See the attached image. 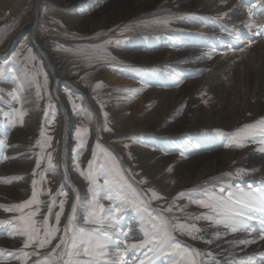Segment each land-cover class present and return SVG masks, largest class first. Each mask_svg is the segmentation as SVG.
<instances>
[{
    "label": "rangeland",
    "instance_id": "rangeland-1",
    "mask_svg": "<svg viewBox=\"0 0 264 264\" xmlns=\"http://www.w3.org/2000/svg\"><path fill=\"white\" fill-rule=\"evenodd\" d=\"M43 1L41 2L39 9H41L40 12L45 14H42L44 17H48H46V22L44 23L45 26L43 25L42 27V34H45L46 37H51V40L54 41V51L60 54L65 59V61H67V66L69 68H67L68 70H66L67 73L65 74H68V76H72V74L74 77L77 76L76 80L82 82V85L89 89L88 95H91L90 99H93L94 101V110H97L100 113L98 117L96 116L93 109H91L89 106H84L85 98L83 94L69 87L63 88V94L66 98L65 100L69 103L68 107L70 113L76 119L77 124L76 129H74V131L76 132L77 128L88 129L87 133L81 132V136L86 140V143L84 144L83 148L79 147L80 140L77 138L76 133H73L72 145L74 147L72 146L71 155V165L73 171L78 175L79 178L83 179L86 185H88L86 188V196L89 197L90 200L92 199V193L89 191L90 185L88 181L85 180L84 177L81 175V172L88 171L89 161L92 160V152L87 161L84 162L82 158L83 154L88 149V141L91 137L90 123L96 120V122L99 123V134L97 136V139H95L94 141L92 151L95 148L97 142H99L105 148H107L106 145H109L110 147L113 146L116 150H118L122 155V159L126 165L128 173L138 185L139 190H137L143 194L145 199H150L151 193L147 190L152 189L151 187L155 186L154 184H152L151 181L155 178V176H152L149 170L147 172L148 162L142 164L141 157L145 154H148L146 151H149V153L151 151L157 152L160 156L165 158L163 159L160 157V161L164 163V166H167L165 168V171L170 173L169 171H167V169L171 167L173 171L176 167L177 162L175 161V159H171L170 161H168V157L175 158L178 156L176 152L172 153V151L179 148V145H177V141H174L178 138L175 139L171 135H160L158 132H151L150 130H147L145 132L141 131L134 133H132L131 131L130 134L123 135L121 131L124 130L121 129H125V119L127 120V118L135 116V121L138 123L139 127H141L152 122L167 121L168 119H171V115L173 116V114L179 112L177 118L170 121L176 122L180 118H182L180 116L181 114L188 115L190 114V111L192 112V110H194L197 106L202 108H205V106H207V110H210L213 107L220 106V104L222 103L221 99H223V95L220 96L217 94V92L210 90L209 88L211 87V84L208 86L201 85L203 83L202 81L199 85L198 90L195 92L196 98L194 97L195 99H197L198 105H195L192 102L190 104L189 102L185 103L181 101L173 103L170 102L169 98L165 99L166 101H162L160 99L161 95H166L163 94V92L165 90H168L170 86L167 85V82L165 80L161 81L159 79H162L166 76L172 77V73L175 72V67L169 69L168 65L163 66L159 64L161 62L150 61V63L148 62V64L147 61H144L141 57L137 59H131L129 56L122 55L123 53H125L124 51H130L129 49H127L130 44L133 45L132 49H135L137 52H145L146 50L148 51L149 47L153 46L149 44V42L152 41H150V39H155L156 37L157 40L155 41L160 42L159 37L161 38V36L159 34L157 35L154 33L155 31H157V29L154 31L150 28L152 27V25L145 26L144 24L140 23L141 21H152V17L150 16L153 15L149 9H141L139 12L138 9H134L133 11H131L120 6L115 7V5H110L106 7V4L109 3L107 2L108 0L106 2H103V0H92L91 4L88 5L87 0H82L79 6L76 5L75 7L69 8L65 7L64 5L65 1L67 0H49L44 2ZM158 2L162 4L163 1L159 0ZM170 2L171 0H168V5L170 4ZM18 3H21L23 8L21 12L14 13V8ZM89 5L92 7L88 8ZM241 5L244 8L242 9L244 10V14L241 13V15L239 16L240 18H237L236 21H229L228 16H223V21L225 23L234 22V30L244 31L246 30V27L245 24L242 22L246 21L245 15L250 13L249 8L251 9L253 7L254 11L252 10V12L255 13V10H258V7L252 6V3L243 4L242 0H239L237 2V8ZM213 6L214 5H212L210 8L215 11V15L220 16L221 14H224L222 13V9H215ZM27 7L28 6L26 4V0H0V49L6 46L7 41L12 35V33L27 20V13H25ZM172 9V5L170 7L165 6L164 8H161L160 6L158 8L159 11L156 13L166 12L168 14L171 12ZM246 11L248 13H246ZM73 12L76 13V16L82 17L79 24L77 23L75 26L71 24V14H73ZM40 17L41 16H39V19ZM178 17L180 18L179 15ZM183 18L184 17L181 16L180 20H182ZM73 19H75V17H73ZM73 19L72 22H75V20ZM259 19L260 17L257 16L256 13V24ZM187 24L188 23H186V25L181 24L182 26L191 27L189 29L187 28L184 33L190 32L196 35H203V33L205 32L204 29H206V27L200 22L198 23L194 20L192 23H189V25ZM126 26H131V30L121 33V30L124 29ZM223 26L224 24H217V31H220ZM200 27H202L203 31L198 30ZM97 34H100L99 37L97 36ZM53 38L55 40H53ZM109 38L114 41L117 39L121 41L119 46L115 45L114 43L106 46L107 52L111 54V57H115L114 60L92 59L91 61H89L82 55L74 54L76 50L81 47H87L91 44L102 43L105 39ZM244 40H246V37L240 38L238 41L239 45H242ZM29 50L31 51L30 58ZM235 51H239V49H235ZM9 53L10 54L8 56H6L5 54L0 55V63L7 61V63L5 64L6 71L2 76H0V167L4 163H8V165L11 166L12 163H18V161L23 159V161H27L29 165V170H19V172L15 174L3 173L0 181L10 180L11 182H1L2 185L6 186L7 188L13 187V189H16L17 194L12 193L13 195H3V197L1 198L4 200H0V206L7 207L28 200L32 195V181L36 180L37 188L38 190H42L43 194L39 196V200L41 201V204L39 205L40 212L35 217V219L37 221H41L43 216L47 213V202L50 200L51 196L55 195L58 191H52L50 179L52 171L48 170L47 155L49 153L52 155L53 164L57 167L56 159L60 149V139L59 137H57L59 125L57 121L59 112L56 106L55 96L51 90V80L48 72L46 71V67L41 61V59H39L38 55H36L35 51L31 48L30 44L25 40V37H21L17 46L14 49H10ZM14 56L16 57L15 59H13ZM13 69L15 70V72H13ZM26 72L28 73L27 76L25 74ZM107 72H120L124 75V77L128 76L129 78L126 79L130 80V84L117 86L112 82L107 81ZM33 74L36 76V82L40 84L39 95H37L36 82H32L31 80V76ZM203 75L204 73H201L197 76V78H200ZM14 76L15 79L13 78ZM45 77L47 78L46 87L44 85ZM149 77L153 80L149 81ZM97 83H101L102 87L94 90L95 85ZM193 86L194 85H192V87ZM17 96H19V99H16ZM165 97H167V95ZM229 99L230 102L234 103L235 98L233 95H231ZM28 101L34 104V107L36 108V113L30 106H28ZM73 104L76 105L75 109L73 108ZM101 105H103V107H101ZM14 109L24 114L22 117V121L20 120V118L17 117L16 111H14ZM105 114H107V116H105ZM32 115H35L36 117L38 116L37 118L39 120L36 124V127H32L28 131L27 135L20 133L21 130L25 131L27 124L31 123ZM249 116L252 117L254 115L249 114ZM96 117H98V120L96 119ZM136 118L137 120L141 118L142 121H137ZM261 119L262 117L257 116L254 121L246 124H252ZM139 121L143 123H139ZM106 123L107 127L110 128L111 131L104 130ZM240 124L242 125L243 123L241 122ZM236 128L240 129L242 127H240L239 125ZM236 128H234L233 130L222 127L212 129L202 128L201 131L196 132V135H215L224 138L227 141L224 136H221L218 133L230 134L235 132L237 130ZM42 130L44 132V137L50 138L49 144H46L44 146L43 152H41V148L37 146L38 140L43 143L41 137ZM130 137L140 138L139 142L129 139ZM251 140L253 139H249L246 144L249 143ZM125 145L128 146L125 147ZM41 157H43V159ZM97 157V160L93 162L94 167H97L99 164L105 162L101 158L102 153H100L99 151L97 152ZM245 158L246 157H244L243 160ZM38 160L40 161L39 168L36 167V163ZM17 167L18 166H12V168L15 169H18L20 166L18 168ZM34 171L36 173L35 175H33ZM42 172L44 173L43 183H41L40 175V173ZM17 177H22V179H14ZM103 179V176H100L98 178V185H103ZM141 180H146L147 183L142 184L140 183ZM229 185L231 186L232 184L229 182H224L226 192L229 190L233 191L231 187L229 188ZM210 187L211 186H209L208 188ZM49 189L51 190L50 192ZM61 189L65 192L64 187L61 186L59 190ZM191 189L193 190V188H184V191L181 190V192L189 193L195 198H202L200 192H192ZM156 192L162 197V199L152 200L150 207L160 208V210L162 211L164 208L168 207V205L172 202L175 197L173 199H170L167 197L166 194L160 193L157 190ZM103 195L104 191L101 190L99 203L103 205L105 210H109L110 208H113L116 204L119 203V201L116 200L103 201ZM64 199V196L56 197L57 203L56 206L53 208L54 213L59 211V201ZM187 200V198L179 199L176 201V205L173 207V214L178 217H181V219H183L184 213H181L179 211V208L184 206L182 204V201ZM34 207L35 206H33V208ZM29 210L30 209H25V211ZM196 210L197 206L195 205L194 208H186L184 212L196 215ZM200 211H203V214H206V212H208L207 209L200 208L197 213L199 214ZM18 215L19 213L5 212L3 208H0V220L12 219L13 217ZM165 215L171 214L165 213ZM85 216H83L81 220L77 223L87 228L89 227V225L84 224ZM63 217L64 216L61 217V226L63 222ZM136 217L139 218L135 209L131 207L124 208L120 218L121 229L125 231V223L130 222V220ZM49 222L50 224L55 223L54 216L50 218ZM187 222L196 223L197 227H199L200 229L203 228L201 220H189ZM8 231H10L9 226L4 225L0 227V240L2 239L4 241V244L0 246V249L5 250L3 253H0V264H21V260L15 258V256L18 255L19 250L23 248L24 238L21 236L10 237L6 234ZM126 231L128 232V230ZM130 231L128 232L127 241H130L131 243L127 242L128 244H137L144 239V235H142L138 239V233L133 234ZM199 234L200 233H197L198 236ZM174 235L176 239L181 242L182 245L189 248H194L187 241L188 239H192L189 236L182 235L179 232L174 233ZM192 240L195 241V239ZM57 242L58 240H53L51 245L47 246L44 249H39L38 251H40L42 254L47 253L51 251V248L54 247ZM33 248H35V245H33ZM33 248L24 250L32 251ZM138 251H140V253H142L141 256H143L146 252V249L127 251L130 252L126 255L128 263L130 262L129 259H137V257H139H133L132 254H136V252ZM263 251L261 252V254L264 256ZM9 252L13 253V255L9 256ZM112 252L113 251H110V253ZM261 254L256 256L254 259L258 261L262 257ZM149 256H151L150 253ZM35 259H37V257H32L30 260H28L27 264H32L33 260ZM197 259L198 261L203 262V264H210V261L202 260L200 256L197 257ZM161 260V257H159L158 259L156 257H152V262L154 264H160ZM145 261L147 262L148 260L145 259ZM117 264H119V262ZM135 264L139 263L135 261Z\"/></svg>",
    "mask_w": 264,
    "mask_h": 264
},
{
    "label": "bare ground",
    "instance_id": "bare-ground-1",
    "mask_svg": "<svg viewBox=\"0 0 264 264\" xmlns=\"http://www.w3.org/2000/svg\"><path fill=\"white\" fill-rule=\"evenodd\" d=\"M42 1L43 0H26L28 6L25 11V13H27V20L12 33L6 46L0 49V55L5 54L8 56L10 54V49H14L17 46L21 37H25V40L30 44L31 48L45 65L46 71L50 76L51 90L55 96V102L59 112L57 137L60 139V149L56 159L57 167L55 173H51L50 179L53 192L59 190L62 186L65 192L68 193L62 222L63 225L65 223V217L70 213V206L76 201L77 195L81 202L90 200V198L86 196V188L88 185H86L81 178L77 180L74 179V177L70 178L65 170L67 164L63 162V153L66 151L64 146L65 137L67 134H70V138L73 136L77 124L75 117L70 115L69 127L72 126V129H67L66 127L67 121L64 107L66 106L69 108V103L65 100L63 88H68V83L74 84L76 87L79 86L81 89L75 88V90L83 94L85 98L84 106H89L93 109L98 117L100 113L94 110L95 104L93 99H90L91 95H88L89 89L83 86L82 82L76 80L77 76L74 77L73 74L72 76L65 74L69 67L67 66V61L54 51V41L51 40V37H46L45 34H42V27L46 22V17H48H44L42 15L44 13L40 12L41 9H39V7ZM87 1L88 5L91 4L92 0ZM106 1L107 0H103V2ZM158 1L159 0L107 1L109 3L106 4V7L115 5V7L120 6L131 11L138 9L139 12L141 9L147 8L152 12L153 16H150L152 20L162 17H167L169 19L166 26L152 25V27H150L154 31L157 29L154 33L161 36V38L159 37L160 42L155 41L157 40L156 37L155 39H150V41H152L149 42V44L153 46L149 47L148 51L146 50L145 52H137L135 49H132L133 45L130 44V46L127 47L130 51L126 50L122 55L129 56L131 59L141 57L144 61H147V63H150V61L161 62L159 64L163 66L168 65L169 69L175 67V72L172 73V77L166 76L159 79L161 81L165 80L167 85L170 86L168 90L163 92L167 97H165L166 95H161L160 99L162 101L169 98L170 102L173 103L181 101L185 103L189 102L190 104L192 102L198 105V101L195 99V92L198 90L202 81L205 83L201 85L208 86L211 84L209 89L217 92L220 96L223 95V99H221L222 103L220 106L213 107L210 110H207V106H205V108L197 106L192 112L190 111V114H181L180 116L182 118L176 122L170 121L176 119L179 112H176L173 116L171 115V119L167 121L152 122L141 127H139L138 123L135 121V116L127 118V120L125 119V129L120 128L124 130L121 131L123 135H128L131 131L134 133L150 130L151 132H158L160 135H171L175 139L178 138L174 141H177L179 148L172 151V153L176 152L178 156L175 158L168 157V161L175 159L177 162L172 172L168 173L165 171L167 166H164V163L160 161V157L163 159L165 158L160 156L157 152L151 151L149 153V151H146L148 154L141 157L142 164L148 162L147 172L149 170L151 175L155 176V178L151 180L152 184L155 186L151 188L166 194L170 199L176 197L181 190L184 191V188L201 189L209 186L212 187L214 184H224V182L231 183V188L234 192L237 191V185L245 191L249 190V185L259 189L262 183H264V152L259 151V149L264 148V136L257 135L242 148H229L224 146L227 143L224 138L215 135L199 136L198 134L196 135V132L201 131L202 128L212 129L220 127L233 130L239 125L243 127L244 124L254 121L257 116L264 119V36L256 35L247 28L245 31L234 30V22L228 23L226 21L227 23H225L223 21V16H228L229 21H236L237 18H240L239 16L243 13L244 10L242 9L244 8L242 5L237 8V2L239 0H171L169 5L168 0H161L163 1L162 4ZM81 2L82 0H67L64 5L68 8L75 7L76 5L79 6ZM242 2L243 4L252 3L251 0H242ZM255 4V6L258 7L255 13L260 17L257 24L264 25V10L260 8V5L264 4V1L256 0ZM171 5L173 9L170 13H156L159 11L158 8L160 6L164 8L165 6L170 7ZM212 5H214L213 7L215 9H222V13L224 14L220 16L215 15V11L210 8ZM89 7L91 8L92 6L89 5L88 8ZM22 8V4L18 3L13 12L19 13ZM252 10L254 11L253 7L251 8V12ZM247 11L246 13H248ZM76 13L73 12V14H71V24L74 26L77 23L79 24L82 19V17L76 16ZM249 15L250 13L245 15L246 21H248ZM39 16H41L40 19ZM181 16L184 17L182 20H180ZM73 17H75V19H73ZM72 19L75 20V22H72ZM192 19L205 25L206 29H204L205 32L203 35H196L190 32L184 33L187 28L189 29L191 27L182 26L181 24L186 25V23H188L187 25H189V23L194 21ZM217 24H224L220 31L216 29L218 28ZM198 30L203 31L202 27ZM242 37H246V40L243 41L242 45H239L238 41ZM53 40L55 39L53 38ZM249 42H251V47H245ZM241 47H244L245 50L235 51V49H240ZM201 73H204V75L197 78ZM106 78L107 81L117 86L130 84V80L126 79L129 77H124L120 72H107ZM152 80L153 79L149 77V81ZM192 85L194 86L192 87ZM231 95L235 98L234 103L230 102L229 98ZM28 106L36 113V108L32 102L28 101ZM249 114H253L254 116L251 117ZM37 117L32 115L31 123L27 124L25 131L21 130L20 133L27 135L32 127H36L39 120ZM98 117H96L97 120ZM138 120H141V118ZM241 122L243 123L242 125L240 124ZM139 123L143 122L139 121ZM90 124L91 137L88 141V149L83 154L82 159L84 162L90 157L92 146L99 134V123L95 120ZM111 147L118 154L116 157L123 161L121 153L113 146ZM178 150H183L185 155L182 156L181 152ZM70 153L72 155V148ZM244 157H246V160H243ZM12 166L20 167L15 169L12 168ZM237 169H244L245 173L237 176L235 174ZM19 170H29V165L26 160L23 161L22 159L18 161V163H12L11 166H9L8 163H4L0 167V180L3 173L15 174L18 173ZM228 173L232 175H226ZM213 178L219 179L216 180ZM133 182L134 184L136 183L134 180ZM198 192L199 191H197V193ZM12 193L17 194L16 189H13V187L7 188L0 182V200H4L1 198L3 195ZM105 200L106 199H103V201ZM187 201H182V204L188 205L187 208L195 207L194 204H189ZM198 210H200V208L197 206V210L195 211L196 215L204 213L200 211L198 214ZM241 210L257 217V219H252L247 222L250 228L255 229L254 232L247 233L238 231L233 233L230 229L224 228L222 225H215L211 224L209 221L201 220L203 228L199 236H202L203 239H195V241L188 239L187 241L192 247L199 250L202 260H208L210 264H232L233 261H240L248 257L255 258L261 254L264 250V239H258L262 230V226L258 220L261 213L258 210L250 211L243 208ZM85 215V209L78 205L76 222L80 221ZM139 220L140 218H133L130 222H126L124 226L125 231L128 230L129 232L131 230L130 232L133 234L138 233V239L144 235L141 231ZM109 231L113 230L109 229ZM254 237L257 238L256 242L250 245H241L237 243L238 240L253 239ZM121 239H124V237H121ZM2 244H4V241L1 239L0 246ZM127 253L130 252H126V255ZM209 253H211V255H209ZM132 254L133 257H139H137V259H129L130 262L128 264H135V261L139 263L141 259H146L144 255L141 256L142 253H140V251L136 252V254ZM110 255H115L114 250ZM161 259L162 264H167L170 258L161 257ZM118 262L119 261H115L113 264H117ZM145 264H148V261H145ZM152 264L154 263L152 262Z\"/></svg>",
    "mask_w": 264,
    "mask_h": 264
},
{
    "label": "snow or ice",
    "instance_id": "snow-or-ice-1",
    "mask_svg": "<svg viewBox=\"0 0 264 264\" xmlns=\"http://www.w3.org/2000/svg\"><path fill=\"white\" fill-rule=\"evenodd\" d=\"M252 6H255L256 0H251ZM260 8L264 10V4L260 5ZM249 19L245 24V27L254 34L264 36V25H258L255 23L256 13L251 12ZM169 22L167 17L157 18L152 21H141V24L145 26L149 25H164ZM131 30V26H126L121 30V33ZM100 34H97L99 37ZM115 44L120 45L119 39L112 40L111 38L105 39L102 43H96L88 45L87 47H81L76 50L74 54L82 55L87 60H114L115 57H111V54L107 52V45ZM245 47H251V42ZM90 50V51H89ZM244 51V47L239 49ZM91 53V54H90ZM31 57V51L29 50V58ZM16 57L14 56L13 59ZM7 61L0 63V76L5 71V64ZM13 72L15 70L13 69ZM26 76L28 73H25ZM15 79V76L13 77ZM32 82H36V76H31ZM44 85H47V78L45 77ZM37 95H39L40 84L36 82ZM102 87L101 83L95 85V89ZM19 99V96L16 97ZM103 107V105H101ZM73 108L76 105L73 104ZM16 111V115L22 121L23 113ZM107 116V114H105ZM54 118V117H53ZM105 131H111L105 124ZM88 129L77 128L76 136L80 140L79 147L83 148L86 140L81 136V132L87 133ZM227 139L225 147H237L242 148L246 145L249 139H254L257 135L264 136V119H261L252 124H246L242 128L237 129L235 132L218 133ZM41 141H37V146L41 148V152L44 150V146L49 144L50 138L44 137L43 130L41 131ZM129 139L139 142L138 137H130ZM50 146V145H49ZM128 145H125L127 147ZM102 153V159L104 163L99 164L97 167L93 166V162L97 160V152ZM264 152V148L259 149ZM181 155H185V152L181 150ZM43 159V157H41ZM48 170L55 173L56 165L53 164L52 155H47ZM36 167H40V161L36 163ZM167 171L171 172L172 168L169 167ZM245 173L244 169H237L236 175L239 176ZM35 171L33 175H35ZM41 183H43L44 173H40ZM81 175L88 181L90 187L89 191L92 193V199L89 201L81 202L77 195L76 201L70 206V213L65 217V223L61 226V217L64 216L65 203L68 193L62 189L51 196L47 202V213L43 216L41 221H37L35 217L40 212L39 205L41 201L39 196L43 194L42 190H38L37 181H32V195L31 197L21 203H17L11 206H0L5 212L19 213L18 216L8 220H0V227L7 225L10 228L6 234L10 237L21 236L24 238L23 248L19 250L18 255L15 258L21 260V264H27L28 260L32 257H37L33 260L32 264H113L115 261H119V264H128L126 259V252L129 250L146 249L144 253L145 258L148 260V264H152V257H169L167 264H203L198 261L197 257L201 255L199 250L189 248L181 244L176 239L174 233L179 232L182 235H187L192 239H203L202 236H198L197 233L201 232V229L197 227L196 223H188L187 221H199L206 220L211 224L222 225L224 228L230 229L233 233L238 231H244L252 233L255 229H252L248 225V221L257 219L245 213L241 209H248L250 211H259L261 213L258 217L259 223L262 226V230L258 239H264V183L259 189L253 188L249 185V190L245 191L236 186L237 191H227L224 184H214L212 187L193 189L192 192L199 191L202 198H195L189 193L180 192L162 211L160 208H151L150 204L152 200H160L162 197L154 190L148 189L151 193L150 199H145L144 196L137 190L136 187L129 181L125 170L121 167L118 158L107 148L103 147L99 142L95 145L92 151V160L89 161L88 171L81 172ZM231 176V173L226 174ZM103 176V185H98V178ZM66 178V176H65ZM14 179H22L17 177ZM218 180L219 178H213ZM2 183H10V180H2ZM140 183H147L146 180H141ZM231 186L229 185V188ZM104 191L103 199L109 201H119L113 208L105 210L103 205L99 203L100 192ZM51 190L49 189V192ZM226 193V194H225ZM64 196V200L59 201V211L53 212V208L56 206V197ZM182 198H187L189 204H194L202 209H207L206 214L192 215L191 213H185L184 210L188 205H184L179 208L181 213H184L183 219L173 214V207L176 205V201ZM78 205L83 207L87 213L84 217V224L89 227L79 225L77 221ZM33 206H35L33 208ZM239 206V207H237ZM126 207L135 209L139 216L141 231L144 234V239L137 244H128L127 237L128 232L123 231L120 227V218L122 211ZM25 209H30L25 211ZM169 213L171 215H165ZM54 216L55 223L50 224V218ZM112 229L114 231H109ZM59 234V235H58ZM124 237V239H121ZM257 238L253 239H241L237 243L241 245H250L256 242ZM53 240H58L51 251L47 253H41L39 249H44L51 245ZM35 245V248H33ZM123 246V247H122ZM33 248L32 251H25L24 249ZM115 252V255H110V251ZM5 250L0 249V253ZM149 253L151 256H149ZM9 256L13 253L9 252ZM211 255V253H209ZM139 264H145V260L141 259ZM232 264H264V256L258 261L252 257L240 261H233Z\"/></svg>",
    "mask_w": 264,
    "mask_h": 264
},
{
    "label": "water",
    "instance_id": "water-1",
    "mask_svg": "<svg viewBox=\"0 0 264 264\" xmlns=\"http://www.w3.org/2000/svg\"><path fill=\"white\" fill-rule=\"evenodd\" d=\"M69 88H77V89H79L80 87L78 86V87H76L74 84H71V83H69ZM81 89V88H80ZM69 108H67L66 106L64 107V112H65V118H66V121H67V124H66V127H67V129L68 128H71L72 129V126L71 127H69V119H70V115H71V113H70V110H68ZM69 135L70 134H67V136L65 137V152L63 153V162H65L67 165H66V168H65V170H66V172L68 173V175H69V177L71 178V177H74V179H80L79 177H78V175L73 171V169H72V165H71V161H72V159H71V148H72V144H71V138L69 137ZM72 137V136H71ZM106 145V144H105ZM106 147L110 150V151H112L115 155H118L116 152H115V150L112 148V147H110L109 145L107 146L106 145ZM118 158V157H117ZM119 159V158H118ZM120 161V164H121V166H122V168L125 170V174L127 175V177L129 178L130 176H129V174L127 173V171H126V168H125V165H124V163H123V161H121V160H119ZM73 175V176H72ZM132 181V180H131ZM81 182V181H80Z\"/></svg>",
    "mask_w": 264,
    "mask_h": 264
}]
</instances>
